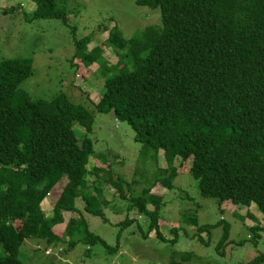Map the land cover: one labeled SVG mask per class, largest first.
Wrapping results in <instances>:
<instances>
[{
  "label": "trees",
  "instance_id": "16d2710c",
  "mask_svg": "<svg viewBox=\"0 0 264 264\" xmlns=\"http://www.w3.org/2000/svg\"><path fill=\"white\" fill-rule=\"evenodd\" d=\"M33 1L31 19L67 23L68 0ZM136 2L158 8L160 25L129 40L117 26L105 28L107 43L119 57L115 65L102 57L103 48L90 49L91 37L75 40L77 76L100 64L105 79L95 111L113 114L132 128L137 143L164 153L165 189H173L180 174L176 160L186 165L192 159L190 173L202 196L220 205H254L264 213V0ZM32 73L31 59L0 61V264H25L19 255L29 239L51 247L67 242L75 247L79 239L107 245L85 217L104 216L96 209L98 197L83 193L96 153L94 142L80 137L76 126L92 133V113L64 94L50 102L33 101L20 91ZM108 167L95 168L97 179L126 201L123 181ZM56 186L59 198L48 216L42 203ZM151 193L133 198L127 209L146 216L150 232L164 239V199ZM80 200L84 208L78 207ZM65 213L80 217L71 218L59 235L54 228L65 222ZM132 223L126 218L121 229ZM188 259L181 254L167 264H188Z\"/></svg>",
  "mask_w": 264,
  "mask_h": 264
},
{
  "label": "rangeland",
  "instance_id": "374dc122",
  "mask_svg": "<svg viewBox=\"0 0 264 264\" xmlns=\"http://www.w3.org/2000/svg\"><path fill=\"white\" fill-rule=\"evenodd\" d=\"M5 10L10 11L4 13ZM35 10L33 0H0V61L32 60V76L23 82L20 91L30 95L33 101L50 102L64 94L92 113V133L76 126L80 137L86 136L94 142L96 153L88 165L83 193L98 197L96 209L103 211L108 222L100 215L85 213V217L90 230L107 245L79 239L75 247H70L68 242L51 247L44 241L29 239L20 249L21 261L25 264H167L172 257L187 254L188 264H264V213L254 205L249 208L228 202L220 205L217 199L202 196L190 173L192 159L186 165L180 160L176 162L180 174L173 181L174 188L164 190L160 218L164 239L158 238L155 231L150 232L146 216L127 209L128 202L143 196L146 190L163 187L161 183L168 178L160 170L167 166L164 154L137 143L132 128L118 122L113 114L95 111L105 92V79L98 71L100 64L84 69L81 78L77 76L79 67L73 63L75 40L91 37L90 49L103 48L102 57L109 66L115 65L119 57L107 43L109 32L105 28L117 26L129 40L149 26L160 25L159 9L139 5L136 0H68L67 23L62 19H31ZM98 165L103 168L110 165L112 173L123 181L119 185H123L120 190L126 194V201L116 197L117 189L97 179L94 170ZM66 183L65 177L60 188ZM56 188L46 199L48 204L42 203L48 216L53 215V205L59 198L60 191ZM79 206L84 208L83 200L78 201ZM73 217L79 218L80 214H64L65 223L54 228L57 234L62 235ZM126 218L133 223L121 229L120 222ZM252 226L262 229L252 230Z\"/></svg>",
  "mask_w": 264,
  "mask_h": 264
},
{
  "label": "crops",
  "instance_id": "0c3cea01",
  "mask_svg": "<svg viewBox=\"0 0 264 264\" xmlns=\"http://www.w3.org/2000/svg\"><path fill=\"white\" fill-rule=\"evenodd\" d=\"M160 154H164L163 152H161ZM164 159H165V156H164ZM178 160H180V159H177L176 160V162L178 161ZM166 161V160H165ZM176 162H175V164H176ZM166 164H167V162H165ZM164 163V164H165ZM175 167H176V165H174ZM98 167H99V165H98ZM168 168V164H167V166L166 167H164L163 166V169H167ZM155 191H152V193L151 194H153V195H159V196H163L164 194H165V192H164V190H166L165 188H163V187H156L155 189H154ZM160 192V193H159ZM43 203H44V205L45 204H48V201L45 199L44 201H43ZM238 206H242V205H238ZM150 208H151V206H150ZM248 213H249V210H248ZM66 217V216H65ZM65 220V219H64ZM65 223V222H64ZM64 223H62V224H59V225H57L56 227H60V226H62ZM57 232V231H56ZM63 232H64V230H63Z\"/></svg>",
  "mask_w": 264,
  "mask_h": 264
},
{
  "label": "built area",
  "instance_id": "2783aa9c",
  "mask_svg": "<svg viewBox=\"0 0 264 264\" xmlns=\"http://www.w3.org/2000/svg\"><path fill=\"white\" fill-rule=\"evenodd\" d=\"M60 251H62V249H60Z\"/></svg>",
  "mask_w": 264,
  "mask_h": 264
}]
</instances>
